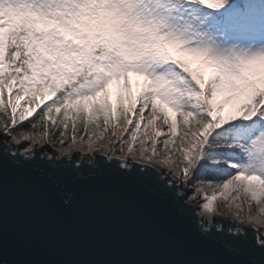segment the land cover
<instances>
[{
  "label": "snow or ice",
  "instance_id": "1",
  "mask_svg": "<svg viewBox=\"0 0 264 264\" xmlns=\"http://www.w3.org/2000/svg\"><path fill=\"white\" fill-rule=\"evenodd\" d=\"M129 73L144 85L109 140L127 157L29 147L38 127L61 145L69 129L73 142L102 136L116 111L88 102ZM0 109V187L10 172L20 189L63 190L103 158L190 215L194 245L260 250L192 264H264V0H0ZM218 197L230 214H217Z\"/></svg>",
  "mask_w": 264,
  "mask_h": 264
},
{
  "label": "water",
  "instance_id": "2",
  "mask_svg": "<svg viewBox=\"0 0 264 264\" xmlns=\"http://www.w3.org/2000/svg\"><path fill=\"white\" fill-rule=\"evenodd\" d=\"M197 236L196 221L158 185L129 182L103 158L63 190L20 189L10 172L0 187V264H192L208 252L260 258L250 246L194 245Z\"/></svg>",
  "mask_w": 264,
  "mask_h": 264
},
{
  "label": "rangeland",
  "instance_id": "3",
  "mask_svg": "<svg viewBox=\"0 0 264 264\" xmlns=\"http://www.w3.org/2000/svg\"><path fill=\"white\" fill-rule=\"evenodd\" d=\"M192 66L195 67L193 63H192ZM143 85H144V78L142 76H139L136 73H129L127 82L125 81L124 78H121L119 80H113V82L109 85L108 91L106 93H102L101 96L96 99V101L88 102V103L99 102V103H104L106 105L110 104V107L115 109L116 111V119L107 125V130L106 131L103 130V135L100 137L93 138L91 141L75 140L74 142L70 141L69 143H65L61 145L53 137L51 128L50 127L45 128V130L48 131L49 136L51 137L50 138L51 142L56 146L54 149L56 153H59V154L64 153L62 152V149L69 148L70 144H71V148L79 147V146L84 148L86 146H89V143L93 145V144L99 143L103 139L110 138V135L113 133V131H115L116 133H121L123 131V123H124L123 116L121 115V108L123 105L129 102V99L131 97H134L137 94V92ZM19 104H21V101H19ZM0 119L5 120V115L0 114ZM4 123H2V126H4ZM142 127H143V124H142ZM43 132L41 133L36 132L35 138L30 141L29 146L35 142L42 143L44 141L41 138V134ZM12 135H17V134L13 132ZM25 135H31L30 130H25ZM124 146L127 149V145H124ZM138 146L141 147L142 145L139 143L134 145L135 148ZM147 146L150 148V145H147ZM47 153L49 154L50 151H47ZM208 194L211 195L212 193L209 192ZM217 204H220L222 208H224L223 201L219 197L217 200ZM246 207L247 206H245V210H246Z\"/></svg>",
  "mask_w": 264,
  "mask_h": 264
},
{
  "label": "bare ground",
  "instance_id": "4",
  "mask_svg": "<svg viewBox=\"0 0 264 264\" xmlns=\"http://www.w3.org/2000/svg\"><path fill=\"white\" fill-rule=\"evenodd\" d=\"M0 122H1L0 123V129L2 130V128H3L2 123H4L5 120H1L0 119ZM116 134L119 135L120 133H116ZM111 139H114V137L112 136V134L110 135V138L103 139L99 143L93 144L91 146V148L89 146H86L84 148H82V147L79 146V147H73V148H71V151L72 152L76 151L80 155L92 156L97 150H99L100 152H106L108 154H115V155H119L121 157H127V149L125 148L124 145H123L124 151H120V148H121V145L120 144H117L116 145V150L114 152L110 150L111 149V145L109 144V140H111ZM34 145L35 146L36 145L37 146L38 145H44L45 147H46V145H51L52 146V149H55V147H56L53 143H51L50 139L47 140V142H45V141H43L42 143L35 142L32 145H30L29 147H33ZM141 147H139V146L136 147L137 152H139V150H140ZM61 154H65V153H61ZM129 159H130V157H129ZM217 214L218 215H225V214H230V213H229V210L222 208V206L220 204H218V213ZM262 232H264V229H262Z\"/></svg>",
  "mask_w": 264,
  "mask_h": 264
},
{
  "label": "trees",
  "instance_id": "5",
  "mask_svg": "<svg viewBox=\"0 0 264 264\" xmlns=\"http://www.w3.org/2000/svg\"><path fill=\"white\" fill-rule=\"evenodd\" d=\"M195 63V62H194ZM196 64V63H195ZM203 72L204 71H206V70H202ZM45 95H48L47 93H45ZM27 101V97H25V99L24 100H21V107H23V106H25V102ZM20 110V109H19ZM63 109H61V113L60 114H56V113H53V115L55 116V118H56V120H57V122L59 121V119H60V115H62V113H63ZM0 112L1 113H3L4 114V110L3 109H0ZM114 119H110L109 120V123L111 122V121H113ZM50 123V122H49ZM108 123V124H109ZM101 125H102V131H103V121L101 120ZM82 127V126H81ZM107 127V126H106ZM93 128H94V126H90L89 127V131H92L93 130ZM45 130V128H43V127H38L35 131L36 132H43ZM51 131H52V129H51ZM30 132H31V130H30ZM68 136H69V142L71 141V130L69 129V131H68ZM101 135H100V132H97L96 133V135H93L92 136V138H91V140L93 139V138H96V137H100ZM54 138H55V140H57L58 141V138H59V134H58V132L56 133V135H54L53 136ZM80 134L78 133L77 134V139L76 140H81L80 138ZM89 141L88 139H87V137H85V139L83 140V141Z\"/></svg>",
  "mask_w": 264,
  "mask_h": 264
}]
</instances>
